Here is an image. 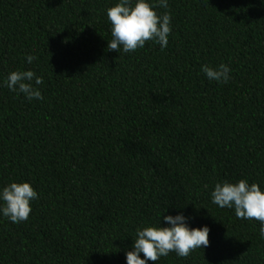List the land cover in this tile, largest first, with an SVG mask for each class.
Returning a JSON list of instances; mask_svg holds the SVG:
<instances>
[{"label": "trees", "instance_id": "1", "mask_svg": "<svg viewBox=\"0 0 264 264\" xmlns=\"http://www.w3.org/2000/svg\"><path fill=\"white\" fill-rule=\"evenodd\" d=\"M118 2L0 0V190L38 194L26 221L0 213V264H126L177 214L209 246L156 264H264L259 222L211 201L217 182L264 191V0H168L167 46L128 53L107 48ZM221 63L227 83L201 72ZM25 70L42 100L5 86Z\"/></svg>", "mask_w": 264, "mask_h": 264}, {"label": "clouds", "instance_id": "2", "mask_svg": "<svg viewBox=\"0 0 264 264\" xmlns=\"http://www.w3.org/2000/svg\"><path fill=\"white\" fill-rule=\"evenodd\" d=\"M168 8V0H119L115 6L106 10L111 25V40L107 48L111 51L133 52L143 48L148 41L158 43L161 48L168 44L171 34V15L163 14L156 9ZM30 64L35 56L28 55ZM201 72L210 81L227 83L230 79V68L221 63L218 66L204 64ZM34 81V83H33ZM43 78L31 70L12 71L5 80V86L12 92L21 93L31 101L42 100L38 85ZM38 199L37 192L27 182H11L0 190V213L10 222L26 221L32 212L31 202ZM211 201L220 208L234 209L237 219L255 220L259 222V234L264 238V191L257 183H249L240 179L235 183L217 182L211 192ZM189 218L182 214L163 215L167 227L146 226L137 229L132 251L126 252V264H154L161 258L175 252L178 257L187 258L196 249L209 246L207 226L189 228ZM143 254V259L140 254Z\"/></svg>", "mask_w": 264, "mask_h": 264}]
</instances>
